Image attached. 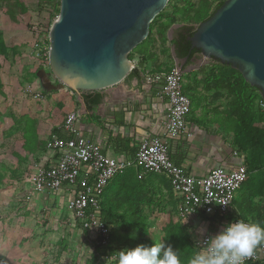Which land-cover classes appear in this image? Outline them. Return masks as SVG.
<instances>
[{"label":"rangeland","instance_id":"rangeland-1","mask_svg":"<svg viewBox=\"0 0 264 264\" xmlns=\"http://www.w3.org/2000/svg\"><path fill=\"white\" fill-rule=\"evenodd\" d=\"M37 3V0L22 2L0 0V29L3 31L4 43L9 47L17 45L15 47L17 51L13 52L10 62L5 64L0 73V264H88L93 261L92 255L95 254L90 244L92 241L90 235L82 236V230L78 225H70L62 217L63 209L54 210L50 204L41 208L36 207L33 195L29 192L30 169L22 161V154H25L24 151L27 149H23L22 146L25 143L23 138L25 134L21 127L25 126L29 133L37 129L39 122L41 125L43 122L48 123V120L55 124L59 123L56 120L57 113L54 118L50 116L51 113L45 112L46 106L50 105V96L45 98L42 95L41 99L34 100L24 92L27 87L37 92L42 90L50 92L43 86L50 73L48 60L47 64L42 61L47 59L48 55V32L52 24L49 12H52L54 7L48 12H38ZM174 4L178 7L183 6V2ZM163 14L157 19L151 33L157 37V41L161 40L159 25L166 23L169 17L174 15V10L166 8ZM143 43L147 45L148 41ZM164 52L166 56V50ZM169 62L168 60L167 64L171 65ZM41 63L44 66L35 74L34 69ZM188 82L189 76L183 74V90L184 85L185 89L187 88ZM188 97L191 102L193 101V105H197L195 97L191 94H188ZM61 110L58 120L67 113L63 107ZM47 136L45 135V139ZM49 139L50 136L46 141ZM11 148L18 151L17 153L24 152L20 154L22 157H8ZM24 157L29 159L30 155L26 154ZM258 161L262 162L260 166L263 167L264 153L259 155ZM251 177L257 181L264 177V173L253 172ZM134 183L131 181L128 183V190H132ZM140 198L144 204L150 200L147 205L141 206L143 217L148 223L145 237L156 243L164 241L160 222L164 212L171 208L166 187L144 188ZM240 199L241 192L238 191L234 202L237 203ZM123 230V227H113V232ZM191 236L194 237L193 234ZM127 242L124 241L125 246L119 247L113 241L112 247L118 251L124 250L127 249ZM58 251L61 252L57 257ZM55 257L58 259L55 260ZM98 261L103 262L100 259Z\"/></svg>","mask_w":264,"mask_h":264},{"label":"built area","instance_id":"built-area-1","mask_svg":"<svg viewBox=\"0 0 264 264\" xmlns=\"http://www.w3.org/2000/svg\"><path fill=\"white\" fill-rule=\"evenodd\" d=\"M145 81L148 85L158 86L159 94L168 101V118L162 134L141 140L132 158H112L102 152L99 145L86 140L79 128L78 114L70 112L59 127L60 135L50 136L46 143V148L57 158L55 163L49 166L34 164L30 175L35 194L51 195L70 190L65 207L71 217L66 221L70 225L79 224L88 232L91 246L94 244L98 248V255L105 263L115 253V248L110 239L113 227L101 219V197L111 180L130 168L168 179L177 202L179 221L183 222L186 211L192 212L186 223L191 224L189 231L194 235L197 249L224 226L238 221L228 220L227 216L245 180L246 167L239 158L233 169L217 167L203 177H195L176 165L169 156L165 139L191 137L187 118L192 102L183 91V73L171 67L169 72L147 74ZM24 92L34 100L42 98L41 91L31 87L25 88ZM257 107L264 113V100H259ZM233 156L238 157V154L233 152ZM261 262H264V245L258 246L244 264Z\"/></svg>","mask_w":264,"mask_h":264},{"label":"water","instance_id":"water-1","mask_svg":"<svg viewBox=\"0 0 264 264\" xmlns=\"http://www.w3.org/2000/svg\"><path fill=\"white\" fill-rule=\"evenodd\" d=\"M168 2L60 0L48 32L50 73L43 86L48 91L68 89L84 106L83 92L119 85L135 67L130 53L147 39L150 24ZM181 26H172L169 40ZM188 41L199 52L198 66L211 59L230 66L264 100V0H226ZM171 56L176 70L187 73L182 66L188 57L177 58L173 46Z\"/></svg>","mask_w":264,"mask_h":264},{"label":"crops","instance_id":"crops-1","mask_svg":"<svg viewBox=\"0 0 264 264\" xmlns=\"http://www.w3.org/2000/svg\"><path fill=\"white\" fill-rule=\"evenodd\" d=\"M0 31L4 39L2 29ZM143 44L135 49L132 60L135 67H139L141 74L137 77L129 74L119 85L97 91L101 95V100L93 109L87 110L76 94L65 88L45 96V98L50 96V105L46 106V111L44 110L51 113L50 116L55 118L54 114H61L59 105L67 113L60 120L56 119L57 122L59 121L58 124L50 122L51 120H48V123L43 122V125L39 122L35 131H29L30 135L25 126H22L23 134H25L23 136L25 143L22 146L27 150L24 151L25 154H22L23 157L20 154L24 152L17 153L18 151L9 153L8 157L21 156L22 161L30 169V175L34 164L40 166L54 164L57 158L46 148V139L56 135V132L60 133L59 127L70 112L78 114L79 128L86 140L99 145L102 152L112 158H132L141 140L162 134L168 118V101L165 96L159 94L158 86L146 83L145 76L149 73L165 72L167 68L174 67V62H169L171 65L167 64L168 60L164 52L169 48L171 54V47L168 43L163 44L159 41H148L147 45ZM186 64L188 65L187 73L184 75L189 76V82L186 89L184 85V91L195 97L197 105L192 104L191 114L187 118V129L191 137L179 136L175 139H165L169 156L187 174L195 177H203L217 167L233 169L238 164L239 158L233 156L232 136L229 128L226 129L224 126L221 112L229 97L216 96L214 89L204 85L203 77L197 74V71L204 66L203 64L198 66L197 60L188 61ZM45 135H48L46 139ZM26 154L30 155L29 159L24 157ZM127 170L131 177L128 181L135 182L133 186L139 182L140 178L149 177V186L165 188L162 175L160 177L146 174L137 168ZM29 192L33 195L32 199L36 207L41 208L50 204L54 210L63 209L62 217L66 220L71 217L65 207L69 189L51 195L35 194L31 186ZM234 201L230 212L232 214L238 211L236 207L239 201L237 203Z\"/></svg>","mask_w":264,"mask_h":264},{"label":"trees","instance_id":"trees-1","mask_svg":"<svg viewBox=\"0 0 264 264\" xmlns=\"http://www.w3.org/2000/svg\"><path fill=\"white\" fill-rule=\"evenodd\" d=\"M225 1L198 0L194 2L192 0H169L166 8L173 9L174 15L169 17L166 23L159 25L160 43H168L169 47H174L177 58L183 59L188 57V61H190V57L195 56L198 51L191 47L188 37L192 36L195 33L196 27L208 20ZM37 2L38 12H48L51 7H54L52 12H49L50 21L53 23L59 14L60 0H37ZM175 2H183V6L178 7L174 4ZM163 15V12H161L150 24L149 35L145 41H157V37L152 36L151 33L154 30V24L157 19H160ZM174 25L182 26L176 29L172 39L168 40L167 33ZM16 46L8 47L4 43L0 31V72L3 70L5 64L10 62V56H12L13 52L17 51L15 49ZM134 52L135 50L130 53L129 59L133 60ZM166 53L167 59L170 62H174L169 48L166 49ZM42 63L47 64V59L43 60ZM42 63L34 69L35 74L44 66ZM170 69L167 68L165 72H169ZM140 74L138 66L130 72V75L134 77ZM197 74L203 77L204 85L207 88L215 90L214 94L216 96L220 95L223 97L227 95L229 97L226 105L221 110L223 123L225 128H229L232 134L233 152L238 154V158H240L246 167L247 174L239 190L241 192V199L236 207L238 211L235 214L229 213L227 219L244 220L245 222L256 223L264 227V177L257 181L251 177V173L253 172L262 171L264 173V165L263 167L260 166L262 162H260L261 160L258 161L259 155H263L264 153V113L257 107V102L261 100L259 92L256 88L247 84L238 71L233 70L230 66L222 65L214 59H212L211 63L199 69ZM41 93L46 96V94H51L53 91L47 92L42 90ZM184 93L188 96L185 91ZM81 96L87 110L93 109L101 100V95L97 91L83 92ZM59 107L62 108L61 105ZM58 116L57 114V119ZM56 135L59 136L60 133L56 132ZM13 151L11 148V152ZM129 177V171L125 170L123 173L115 176L108 184L100 201L101 219L112 227L119 226L124 228L121 232L112 231L110 238L112 243L114 241L115 244L122 247L124 241H128L126 243L127 249L141 244L150 247L156 242L145 237L148 223L147 219L143 217L141 209V206L147 205L150 200H147L144 204L140 198L141 191L144 188L148 189L150 187L149 177H146V179L140 178L139 182L131 188L132 190H128L127 182ZM163 182L170 199L169 202H171L170 210L164 212V216L160 222L161 230L164 232V242L166 245H171L174 250L180 251L181 264H188L191 255L197 250L191 236L192 234L189 231L192 227L191 224H182L183 222L178 220L175 213L177 202L173 196L171 186L165 177ZM217 221L221 222L222 219L217 218ZM79 227L82 230V236L88 237V232L82 229L81 225ZM113 251L119 252L121 250L114 249ZM60 252H57V257ZM93 252H95L92 255L93 261L88 264H106L104 261H98L101 258L98 255V248L94 244ZM57 259L55 257V260ZM257 264H264V262Z\"/></svg>","mask_w":264,"mask_h":264},{"label":"clouds","instance_id":"clouds-1","mask_svg":"<svg viewBox=\"0 0 264 264\" xmlns=\"http://www.w3.org/2000/svg\"><path fill=\"white\" fill-rule=\"evenodd\" d=\"M190 213L186 211L182 224L187 222ZM261 245H264V227L238 220L208 237L191 255L188 264H244ZM113 261L115 264H181V253L161 241L150 247L141 244L115 252L106 259V264Z\"/></svg>","mask_w":264,"mask_h":264},{"label":"flooded vegetation","instance_id":"flooded-vegetation-1","mask_svg":"<svg viewBox=\"0 0 264 264\" xmlns=\"http://www.w3.org/2000/svg\"><path fill=\"white\" fill-rule=\"evenodd\" d=\"M176 29H178V28H175V30H176ZM174 32H175V31H174ZM192 57H194V61L198 60V59H199V52H198L197 54H195V56H192ZM192 57H190V58H192ZM179 65H181V63H180ZM187 66H188V65L184 64V65L182 66V70H186V69H187Z\"/></svg>","mask_w":264,"mask_h":264}]
</instances>
